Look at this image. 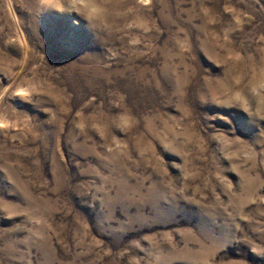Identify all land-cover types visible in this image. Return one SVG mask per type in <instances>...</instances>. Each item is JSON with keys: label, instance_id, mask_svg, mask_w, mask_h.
Returning <instances> with one entry per match:
<instances>
[{"label": "rangeland", "instance_id": "1", "mask_svg": "<svg viewBox=\"0 0 264 264\" xmlns=\"http://www.w3.org/2000/svg\"><path fill=\"white\" fill-rule=\"evenodd\" d=\"M0 264H264V0H0Z\"/></svg>", "mask_w": 264, "mask_h": 264}]
</instances>
